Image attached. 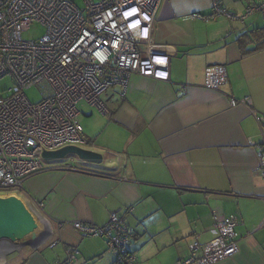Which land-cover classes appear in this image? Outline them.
I'll list each match as a JSON object with an SVG mask.
<instances>
[{
    "label": "crops",
    "instance_id": "0c3cea01",
    "mask_svg": "<svg viewBox=\"0 0 264 264\" xmlns=\"http://www.w3.org/2000/svg\"><path fill=\"white\" fill-rule=\"evenodd\" d=\"M254 1L218 0L234 17L204 20L194 15L212 14L214 0H161L152 41L141 47L170 57L169 78L135 73L125 94L118 85L101 94L102 115L81 107L89 118L78 144L103 162L72 156L27 178L22 193L41 236L0 264H56L72 248L69 264H114L104 238L73 226L104 225L113 211L133 230L137 264L185 260L195 240L215 236L217 212L238 218L240 251L216 264H264L261 127L248 106L231 104L248 96L264 115V49L243 55L239 43L264 27V12L243 16ZM214 65L228 71L218 88L205 83Z\"/></svg>",
    "mask_w": 264,
    "mask_h": 264
},
{
    "label": "built area",
    "instance_id": "2783aa9c",
    "mask_svg": "<svg viewBox=\"0 0 264 264\" xmlns=\"http://www.w3.org/2000/svg\"><path fill=\"white\" fill-rule=\"evenodd\" d=\"M0 0V79L10 76L11 96L0 97V189L21 191L31 175L44 169L42 153L82 141L81 103L108 111L101 94L113 86L126 93L132 74L158 79L170 76V57L142 49L149 46L161 0ZM264 12V0L247 5L244 17ZM218 15L234 17L214 0L213 13L195 14L204 20ZM243 17V18H244ZM45 27L36 41L23 33L32 23ZM228 71L223 65L206 69L205 83L218 88ZM38 85L44 96L33 103L25 90ZM233 106L244 105L256 117L262 141L258 144V169L264 177V115L245 96L232 98ZM235 215H214L215 236L195 240L191 253L178 264H216L240 251ZM83 236H101L116 252L114 264H137L130 249L133 230L117 211L104 225L75 221ZM33 240V239H32ZM69 264L77 250L67 251Z\"/></svg>",
    "mask_w": 264,
    "mask_h": 264
},
{
    "label": "water",
    "instance_id": "95a60500",
    "mask_svg": "<svg viewBox=\"0 0 264 264\" xmlns=\"http://www.w3.org/2000/svg\"><path fill=\"white\" fill-rule=\"evenodd\" d=\"M72 156L82 162L96 164L104 159L102 153L81 144H69L42 153L46 163L62 161ZM38 229V219L22 197L15 194L0 195V255L12 253V248L16 245L22 247L35 241L41 236Z\"/></svg>",
    "mask_w": 264,
    "mask_h": 264
},
{
    "label": "rangeland",
    "instance_id": "374dc122",
    "mask_svg": "<svg viewBox=\"0 0 264 264\" xmlns=\"http://www.w3.org/2000/svg\"><path fill=\"white\" fill-rule=\"evenodd\" d=\"M78 4L82 5L81 0H78ZM45 32H46V29L44 26H42L38 22H34L31 24L29 29L23 33V37L25 40L36 41V40H39L45 34ZM13 87H14V83H13V80L10 76H4L3 78H1L0 79V97L11 96L12 92H13ZM25 93H26L27 97L33 103L39 102L44 96L43 89H41V87L38 85H35L31 88L26 89ZM80 107H82L83 112L87 111L86 113H88V112L93 111L94 114L102 115V113L96 107H94V106L90 107V105H88L87 103H81ZM88 118L89 117L86 116V114L85 115L80 114V116H79V119L82 123H84V121L87 120ZM10 194L18 195V196L22 197L24 200L26 199L23 196V193H20V191L4 190V191L0 192V195H10ZM26 203L28 204L27 201H26ZM84 238L103 239L101 236H89V235L85 236ZM18 243H20V242H18ZM8 257H3V259H7ZM2 261L3 260L1 259L0 262H2Z\"/></svg>",
    "mask_w": 264,
    "mask_h": 264
},
{
    "label": "trees",
    "instance_id": "16d2710c",
    "mask_svg": "<svg viewBox=\"0 0 264 264\" xmlns=\"http://www.w3.org/2000/svg\"><path fill=\"white\" fill-rule=\"evenodd\" d=\"M239 43L243 55L264 49V27L254 29L246 38L245 35H243V38L241 37L239 39ZM250 45L252 46L250 47ZM4 190L7 189H0V192ZM20 193H22V190Z\"/></svg>",
    "mask_w": 264,
    "mask_h": 264
},
{
    "label": "bare ground",
    "instance_id": "6f19581e",
    "mask_svg": "<svg viewBox=\"0 0 264 264\" xmlns=\"http://www.w3.org/2000/svg\"><path fill=\"white\" fill-rule=\"evenodd\" d=\"M20 248V247H19ZM16 250V246H14L13 248H12V252L13 251H15ZM10 254L11 253H8V254H6V255H0V259H2L3 257H8V256H10Z\"/></svg>",
    "mask_w": 264,
    "mask_h": 264
},
{
    "label": "flooded vegetation",
    "instance_id": "af4514ba",
    "mask_svg": "<svg viewBox=\"0 0 264 264\" xmlns=\"http://www.w3.org/2000/svg\"><path fill=\"white\" fill-rule=\"evenodd\" d=\"M13 253H14V252H12L10 256H12ZM2 259H3V258H2ZM0 260H1V259H0Z\"/></svg>",
    "mask_w": 264,
    "mask_h": 264
}]
</instances>
